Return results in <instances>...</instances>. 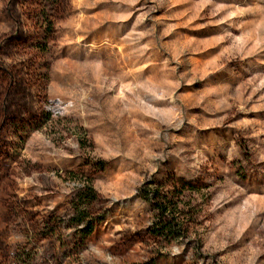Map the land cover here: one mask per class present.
<instances>
[{
    "label": "rangeland",
    "instance_id": "374dc122",
    "mask_svg": "<svg viewBox=\"0 0 264 264\" xmlns=\"http://www.w3.org/2000/svg\"><path fill=\"white\" fill-rule=\"evenodd\" d=\"M180 179L155 238L139 189ZM147 260L264 264V0H0V264Z\"/></svg>",
    "mask_w": 264,
    "mask_h": 264
},
{
    "label": "trees",
    "instance_id": "16d2710c",
    "mask_svg": "<svg viewBox=\"0 0 264 264\" xmlns=\"http://www.w3.org/2000/svg\"><path fill=\"white\" fill-rule=\"evenodd\" d=\"M195 188V183L180 179L177 187L173 186L168 191L151 185L147 189L143 187L139 189V197L150 204L154 214L149 229L153 237L174 240L185 236L189 220L185 219L187 211L181 204V195L183 191L193 192ZM97 198L92 180L84 177L72 201L73 211L69 217V221L75 227H79L80 241L85 240L93 232L97 223L102 220V217L99 218L90 210L91 203ZM133 264H155V262L147 260Z\"/></svg>",
    "mask_w": 264,
    "mask_h": 264
}]
</instances>
